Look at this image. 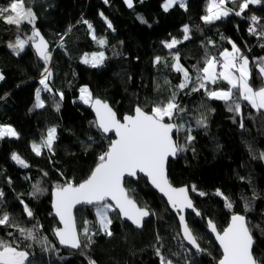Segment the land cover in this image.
Returning a JSON list of instances; mask_svg holds the SVG:
<instances>
[{
    "label": "trees",
    "instance_id": "trees-1",
    "mask_svg": "<svg viewBox=\"0 0 264 264\" xmlns=\"http://www.w3.org/2000/svg\"><path fill=\"white\" fill-rule=\"evenodd\" d=\"M7 2L0 0V5ZM164 2L133 0V7L129 8L124 0H108V3L104 0H25L37 16L35 27L52 49L50 85L54 91L63 92L62 100L56 97L59 110L47 92L42 93L45 106L34 107L35 90L42 87L39 80L44 63L37 59L30 45L16 55L7 45L11 41L9 32L17 33V29L0 20V71L5 76L0 81V125H10L19 133V138L0 139V189L5 193L6 210L23 226L31 227L38 221L43 235L59 250L57 256L34 245L35 255L30 257L33 264H88L89 257L96 264H159L154 250L159 246L157 235L162 238L166 255L180 251L179 242L174 239L179 230L176 216L142 177L125 182L138 205H147L154 213L142 231L111 213V237L98 234L89 248L72 251L58 246L53 229L59 225L51 217L55 185L66 178L74 183L86 179L112 139L106 138L92 123L96 118L90 106L79 100L82 87H87L94 98L108 102L121 119L125 114H132L137 104L150 111L154 102L165 100L181 82V74L170 70L173 61L162 42L172 37L182 40L184 25H189L191 39L171 52L179 51L180 63L192 74L193 65L202 62L205 51L217 55L223 48L231 49L226 40L220 39L221 35L235 41L250 62L264 56V49L259 47L262 41L247 32L249 20L230 15L214 25H205L201 17L206 14L207 0H186V10L176 5L168 11L163 9ZM101 12L115 31L107 27ZM250 14L260 17V23L264 24V4L250 5L244 16ZM141 16L147 24L141 23L138 19ZM82 18L92 23L98 37L107 38V45L101 46L91 38L87 26L80 22ZM20 34L30 35V26L22 25ZM208 40L215 41L216 46L208 44ZM249 47L251 51L247 50ZM97 51H103L107 57L102 66L92 67L82 62L86 53ZM156 56L164 59L154 66ZM165 80L170 83L166 84ZM258 84L257 69L252 68V85ZM211 87L226 89L228 86L219 81ZM188 92L185 89L177 97L180 106L187 109L179 122L192 124L195 140L187 151L178 154L175 162L169 163L171 183L175 187L195 185L205 192V196H200L190 190L196 208L205 218L213 219L218 230L227 227L231 213L224 207L223 199L215 195L217 189L233 202L234 212L245 215L252 225L264 228V159L259 158V153L264 152V110L257 112L247 102H241L244 116V128H241L240 116L229 112L222 101L207 99L203 90ZM201 113L207 117L206 128L195 126V118ZM53 126L57 128V139L52 152L43 149L42 155H35L32 143H38ZM184 135V132L179 134L181 143ZM12 153L19 154L31 166L17 165L11 159ZM44 172L48 174L46 177ZM41 181L47 191L34 199L29 195L31 185ZM19 200L33 210V219L26 218ZM245 204L250 211L245 210ZM187 218L194 226L204 224V220L192 214ZM76 220L83 241L81 221L92 222L90 226L95 230L94 209L77 210ZM7 231L13 229L0 226V237L7 238ZM198 234L203 236L200 243L207 252L198 255L192 251L191 264H216L221 252L215 240L203 228L198 229ZM253 237V253L259 258L264 253V235L256 229ZM170 258L174 264H184L182 256Z\"/></svg>",
    "mask_w": 264,
    "mask_h": 264
},
{
    "label": "snow or ice",
    "instance_id": "snow-or-ice-1",
    "mask_svg": "<svg viewBox=\"0 0 264 264\" xmlns=\"http://www.w3.org/2000/svg\"><path fill=\"white\" fill-rule=\"evenodd\" d=\"M104 2L108 3V0ZM125 2L129 8L133 7V0H125ZM262 4L264 0H207L206 14L201 19L205 25H214L216 21L226 19L230 15L249 20L251 23L247 28L248 34L262 41L259 47L264 49V24L260 23L261 18L255 14L244 16L250 5ZM175 5L185 10L187 8L186 0H165L163 9L168 11ZM100 16L106 21L107 27L115 31L111 21H108L102 12ZM36 19L33 8L26 6L25 0H8L6 4L0 5V20L17 29L14 42L10 41L7 46L19 55L26 46L30 45L44 63L39 80L42 87L35 90L34 107L45 106L41 93L47 92L52 96L53 103L59 110V101L56 97L62 100L63 92L54 91L50 85L53 77L52 69L49 67L52 53L49 50L48 41L35 27ZM138 19L141 23H148L142 16ZM80 22L87 26L94 41L101 46L107 45V38L98 37L92 23L83 18ZM24 24L30 26V35L22 38L20 29ZM236 27L239 29L238 25ZM68 31H71V28ZM182 32V40L172 37L170 41L162 42L163 46L170 51L173 61L170 70L181 74V82L165 100L154 102L150 111H146L137 104L132 109V114H125L121 119L106 101L94 98L87 87L80 89V100L90 105L95 111L96 120L92 122L94 126L102 134L114 133L116 138L109 140L106 150L98 156V162L86 179L80 183H74L66 178L63 183L55 185L52 206L54 215L58 217L62 227L54 228L53 235L60 245L72 249H86L95 243L93 237L98 234L102 233L111 237L113 219L110 213L130 221L136 228H142L145 218L154 213L147 205L138 206L130 190L125 187L126 178L132 180L138 178V173H141L166 198V203L178 218L179 230L174 239L179 242L180 251L170 252L171 257L182 256L184 264H191L190 254L193 249L198 255L206 253L207 249L202 248L200 243L203 236L198 234V229L203 228L210 232L219 244L221 254L216 264H261L264 260V253L259 258L253 254L255 243L253 231L258 229L261 235H264V228H261L259 224L252 225L245 215L234 212L233 202L217 189L215 195L223 199L224 207L231 213L227 227L218 230L213 219L205 218L189 195L190 190L194 193L198 192L200 196H205L206 193L199 191L195 185L174 187L166 173L168 159L187 151L188 146L195 140V136L192 135V124L179 122L187 112V109L181 107L177 101L179 93L185 89L189 90L186 94L203 90L207 99L222 101L229 112L240 116L239 127L244 128L241 102H247L257 112L264 110V56L253 58L250 62L235 41L221 35L220 39L226 40L231 45V50L223 48L217 55L205 51L202 62L193 65L194 74H192L180 63L179 51L171 52L178 45L191 39L189 25H184ZM60 39L63 40L64 37L61 36ZM207 43L216 46L215 41L208 40ZM247 50L251 51V48ZM106 59L103 51H97L90 55L86 53L82 62L92 67H100ZM163 59L160 56L154 57V66L160 64ZM252 68L257 69L259 84L256 87L252 85ZM4 79L5 76L0 71V81ZM219 81L226 82L228 87L226 89L211 87ZM165 83L170 82L165 80ZM194 122L198 128L207 127V117L204 113L195 118ZM181 132L185 133L183 143L178 138ZM4 137L19 138V133L10 125H0V139ZM56 139L57 128L50 127L38 143H32L31 149L37 156L43 154V149L51 153ZM89 140L92 138L90 137ZM192 150L195 151V149ZM259 158L264 159V152L259 153ZM11 159L23 168L31 166L17 153H12ZM47 175V172L43 173L44 177ZM7 182L11 183V179L7 178ZM42 182L31 185L29 195L32 198L36 199L47 191L41 186ZM4 196L3 189H0V226L11 228L13 231L6 232L7 238L0 237V264H33L30 257L35 255L32 251L34 245H38L43 252L59 256L56 246L43 235L42 225L37 221L31 227L23 226L6 210ZM19 203L26 218L33 219L34 212L28 204L23 200H19ZM77 205L90 206L94 209L96 217L95 230L90 226L92 222L81 221L83 241L73 211ZM186 210H190L193 217L204 220V224L197 223L195 226L191 224L186 216ZM245 210L250 211L247 204H245ZM157 244L159 246H156L154 250L159 258V264H174L173 258L163 251L164 244L159 235H157ZM208 254L211 255V253ZM88 264H96V261L89 257Z\"/></svg>",
    "mask_w": 264,
    "mask_h": 264
},
{
    "label": "water",
    "instance_id": "water-1",
    "mask_svg": "<svg viewBox=\"0 0 264 264\" xmlns=\"http://www.w3.org/2000/svg\"><path fill=\"white\" fill-rule=\"evenodd\" d=\"M42 34V33H41ZM33 49V51H34V53H35V50H34V48H32ZM49 50L51 51L52 49H51V46H50V44H49ZM35 55H36V57H37V59L40 61V62H42L43 63V61L42 60H40L39 58H38V56H37V54L35 53ZM108 103V102H107ZM109 104V103H108ZM110 105V104H109ZM111 106V105H110ZM90 110H91V112L93 113V115L95 116V118H96V115H95V111L93 110V108L92 107H90ZM114 110V109H113ZM115 111V110H114ZM117 117H118V115H117ZM119 118V117H118ZM106 138H112V139H115L116 137H115V135H114V133H108V134H103ZM179 154V153H178ZM178 154H177V156L176 157H170L169 159H168V161H167V164H166V173H167V177H168V180H169V182L171 183V181H170V178H169V172H168V167H169V163L172 161V162H175L176 160H177V158H178ZM139 177H142V178H144L145 180H147V182H148V184H149V186L161 197V198H163L164 199V201L166 202V198L165 197H163V195L158 191V189H156L152 184H151V182H150V180L147 178V177H145L143 174H141V173H138V178ZM138 178H133L132 180H134V181H137L138 180ZM126 180H128L127 178H126ZM126 180H125V182H126ZM172 184V183H171ZM173 185V184H172ZM174 186V185H173ZM175 187V186H174ZM53 192H54V190L52 191V203H53ZM189 195H190V197H191V193H190V191H189ZM191 199H192V197H191ZM192 201H193V199H192ZM193 203H194V201H193ZM167 204V203H166ZM137 205H138V203H137ZM168 205V204H167ZM139 206V205H138ZM169 206V205H168ZM84 207H90V206H85V205H77L76 206V208L73 210L74 211V215H75V217H76V211L77 210H79V209H81V208H84ZM169 208H170V206H169ZM170 210H171V208H170ZM171 212L175 215V212L173 211V210H171ZM188 214H191V211L190 210H186V216L188 215ZM176 216V215H175ZM51 217L52 218H54L57 222H58V217H55V215H54V209H53V206H52V214H51ZM177 218V217H176ZM151 219V216H149V217H147V218H145V220H144V223H143V227L142 228H136L130 221H128V220H126V219H124V218H121V221L122 222H124V223H127V224H129L130 226H132L135 230H137V231H142L143 229H144V225H145V223L146 222H148L149 220ZM198 220H200L199 218H197ZM177 221H178V218H177ZM179 224V223H178ZM58 225H59V227H62V225L61 224H59V222H58ZM209 233V235L215 240V238H214V236L212 235V234H210V232H208ZM56 238V237H55ZM254 238V237H253ZM56 241H57V243H58V240H57V238H56ZM215 243L217 244V246H218V248L220 249V247H219V244H218V242L215 240ZM58 246L59 247H61V248H67V249H70V250H72V251H77L78 249H72V248H70V247H66V246H63V245H60L59 243H58ZM254 246H255V243H254V245H253V249H254ZM190 247V246H189ZM194 253H196L195 252V249H193L192 250ZM254 254V253H253Z\"/></svg>",
    "mask_w": 264,
    "mask_h": 264
},
{
    "label": "rangeland",
    "instance_id": "rangeland-1",
    "mask_svg": "<svg viewBox=\"0 0 264 264\" xmlns=\"http://www.w3.org/2000/svg\"><path fill=\"white\" fill-rule=\"evenodd\" d=\"M125 1V0H124ZM126 3V2H125ZM176 6V5H175ZM174 7V6H173ZM173 7H171V8H173ZM170 8V9H171ZM169 9V10H170ZM13 32H14V34H12V32L10 33V40L11 41H13L14 42V40H15V37H16V35H17V33L14 31V30H12ZM12 34V35H11ZM23 38V37H22ZM27 47V46H26ZM26 47H25V49H26ZM229 50H231V49H229ZM88 65H90V64H88ZM91 66V65H90ZM83 88V87H82ZM43 93V92H42ZM42 93H41V99H42ZM80 95H81V93H80ZM79 100H80V98H79ZM82 103H84L82 100H80ZM85 104V103H84ZM85 105H88V104H85ZM88 106H90V105H88ZM111 214V213H110ZM111 216V215H110Z\"/></svg>",
    "mask_w": 264,
    "mask_h": 264
},
{
    "label": "built area",
    "instance_id": "built-area-1",
    "mask_svg": "<svg viewBox=\"0 0 264 264\" xmlns=\"http://www.w3.org/2000/svg\"><path fill=\"white\" fill-rule=\"evenodd\" d=\"M11 32H12V34H14V32L11 30V31L9 32V34H8V35H9V37H10V33H11ZM12 34H11V35H12Z\"/></svg>",
    "mask_w": 264,
    "mask_h": 264
}]
</instances>
